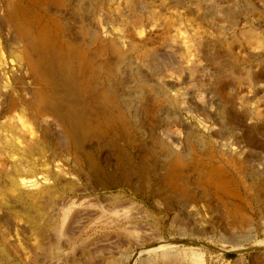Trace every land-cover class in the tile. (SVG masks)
<instances>
[{"label":"rangeland","instance_id":"374dc122","mask_svg":"<svg viewBox=\"0 0 264 264\" xmlns=\"http://www.w3.org/2000/svg\"><path fill=\"white\" fill-rule=\"evenodd\" d=\"M10 1L14 2L11 4ZM211 1L0 0V264H167L162 262L163 255L170 252L182 255L178 264H264V181L236 180V176L243 178L246 174L237 171L238 164L248 169L255 163L264 172V79L259 83L248 80L241 93L239 86L233 83L232 75L226 71V65L231 63L230 54L234 52L241 60L240 65H235L238 74L248 69L255 77L259 73L264 77V62L261 61L264 60V0H214V5L219 2L223 10L228 7L239 12L237 23L228 25L229 28L224 26L222 30L213 27L217 8ZM14 3L17 8L13 7ZM208 4L216 9H210ZM208 10L213 17L207 16ZM12 13L18 15V21L9 20ZM93 31L98 32V37L91 35ZM29 34L49 40L50 45L54 43L57 53L74 66L79 81H85L82 100H66L70 101V117L63 115L61 120L68 133L62 124H47L49 129H45V124L43 126L27 109L26 102L36 95L38 98L34 99L45 106L63 96L62 88L39 70L41 56L27 45ZM197 38L208 43L207 49L212 56L196 51ZM120 53H126L129 59L126 63H119ZM69 58L73 61H68ZM198 59L202 64L196 77L198 87L202 82L205 86L199 88V94L211 102L205 103L204 113L196 107L191 95H188L190 111L178 112L167 101L163 103L161 98H154L155 91H146L144 97H134L133 109L128 108L122 98L127 120L120 118L117 107L109 111L111 104L107 105L106 91L111 90L114 79L124 77L123 72L128 70L125 80L130 87L125 86L124 92L137 85V80L132 77L135 70H139L151 83L168 85V95L178 97L186 93L188 70L198 63ZM80 61L85 62L83 72ZM77 66L81 71H77ZM208 73L212 77L209 76L211 79L207 83L205 80L209 78L205 76ZM44 80L50 83L46 84ZM98 89L106 91L102 93ZM104 93L106 95L102 96ZM163 93L159 95L164 97ZM64 95L67 98L65 91ZM16 100L19 105L13 106ZM215 103L233 107L235 117L241 121L240 131L245 136L246 147L238 144H232L226 150L218 147L213 136L219 128L213 116ZM212 104L213 109L210 108ZM80 109L83 115L88 113L83 118L89 134L83 136L82 142L71 128V125H77L76 115ZM173 113H177L183 125H174L168 138L176 142L177 151L185 153L186 161L182 166L173 164L158 129ZM109 115L118 124L108 125ZM187 127L201 131V137L206 141L204 147L192 151L194 145L187 137ZM255 152L263 156L258 159ZM90 159L95 162V169ZM221 167L228 169L227 176L214 171ZM207 172L214 177L213 182H208L226 184L229 193L219 190L221 184L218 189L209 185L212 190H207ZM36 193L46 197L37 204L41 203L40 207L34 205L36 202L32 197ZM183 226L187 228L183 229ZM235 239L239 243L234 242ZM194 253L201 257L200 262L191 258Z\"/></svg>","mask_w":264,"mask_h":264},{"label":"bare ground","instance_id":"6f19581e","mask_svg":"<svg viewBox=\"0 0 264 264\" xmlns=\"http://www.w3.org/2000/svg\"><path fill=\"white\" fill-rule=\"evenodd\" d=\"M18 1V0H17ZM44 1V0H43ZM59 1V0H58ZM110 1V0H109ZM209 1H211V0H209ZM11 2V1H10ZM12 2H14V1H12ZM12 2H11V4H12ZM39 2V1H38ZM216 2H218V1H216ZM215 2V3H216ZM63 3H65V2H63ZM83 3V2H82ZM209 3V2H208ZM211 3L213 4V6L214 7H216L217 8V10H216V14H214L213 12H212V14H214L215 15V17H214V24H213V27L215 26V28H218L217 30H219V28L222 30L223 29V27L224 26H226V27H228L229 28V26H232V25H235L236 23H237V14H239V12H235V10H236V8H235V10H233L232 8H230V9H228V7H227V9H225V10H223L224 9V7L221 5L220 6V4H218V3H216L215 5H214V0H212L211 1ZM243 3V2H242ZM21 4V3H20ZM47 4V3H46ZM206 4V3H205ZM48 5V4H47ZM58 5H60V3L58 4ZM62 5H64V4H62ZM95 5H97V4H95ZM209 5V4H208ZM207 5V6H208ZM38 6V5H37ZM36 6V7H37ZM94 6V5H93ZM99 6V5H98ZM191 6V5H190ZM13 7L15 8L16 7V4L14 3V5H13ZM20 8H22L21 6H19ZM95 7V6H94ZM208 7H211L210 9H212V8H214V7H212V6H208ZM231 7V6H230ZM17 8V7H16ZM29 8V7H28ZM216 8H214V9H216ZM97 9V8H96ZM118 9V8H117ZM116 9V10H117ZM15 10V9H14ZM20 10V9H19ZM120 10V9H119ZM241 10V9H240ZM22 11V10H21ZM26 11V10H25ZM36 11H37V9H36ZM206 11V10H205ZM209 11L210 10H208V13H209ZM258 11V10H257ZM24 12V11H23ZM28 12H30V11H28ZM33 12V11H32ZM41 14V13H40ZM211 13H209V14H207V16L208 15H210ZM24 15V14H23ZM39 15V14H38ZM244 15V14H243ZM245 15H246V13H245ZM18 16V15H17ZM17 16H16V14L15 13H12L11 14V16H10V18H9V20L10 21H18V18H17ZM210 16H212V15H210ZM213 17V16H212ZM243 17V16H242ZM245 17V16H244ZM247 17V16H246ZM26 18V17H25ZM25 18H23V19H25ZM34 18V17H33ZM37 18V17H36ZM111 18V17H110ZM239 18H240V16H239ZM255 18V17H254ZM136 19V18H135ZM252 19V18H251ZM21 20V19H20ZM27 20V19H26ZM49 20V19H48ZM53 20H54V18H53ZM239 21V20H238ZM21 22V21H20ZM27 22V21H26ZM36 22V21H35ZM55 22V21H54ZM57 22V21H56ZM56 22L54 23V24H56ZM212 22V21H211ZM252 22V21H251ZM9 23V22H8ZM59 23V22H58ZM223 23V24H222ZM26 24V23H25ZM35 24V23H34ZM51 24V23H50ZM60 25H62L61 23H59ZM58 24V25H59ZM252 24V23H251ZM21 25V24H20ZM212 25V24H211ZM229 25V26H228ZM14 26H16V25H14ZM54 26V25H53ZM66 26V25H65ZM25 27H27V25L25 26ZM50 27H52V26H50ZM60 27V26H59ZM58 27V28H59ZM63 27V26H62ZM67 27V26H66ZM7 28H9L10 29V27H7ZM24 28V27H23ZM29 28H31L30 26H29ZM37 28V27H36ZM39 28V27H38ZM41 28V27H40ZM45 28H46V25H45ZM61 28V27H60ZM232 28V27H231ZM32 29H33V27H32ZM53 29V28H52ZM55 29H57L56 27H55ZM225 29V28H224ZM227 29V28H226ZM11 30V29H10ZM20 30H22V29H20ZM24 30V29H23ZM40 30V29H39ZM18 31V30H17ZM33 31V30H32ZM37 31V30H36ZM40 31H42V30H40ZM57 31V30H56ZM21 32V31H20ZM30 32V31H29ZM34 32V31H33ZM43 32V31H42ZM47 32V31H46ZM58 32H59V30H58ZM221 32V31H220ZM220 32H218V33H220ZM240 32V31H239ZM24 33V32H23ZM28 33V32H27ZM26 33V34H27ZM37 33H39V32H37ZM41 33V32H40ZM48 33V32H47ZM91 33V32H90ZM98 33V32H97ZM97 33L95 32L94 33V31H93V33L91 34V35H95L96 34V37H98L97 36ZM222 33V32H221ZM252 33V32H251ZM15 34H16V32H15ZM20 34V33H19ZM18 34V35H19ZM31 34V33H30ZM30 34H29V36H27L26 38H27V45H29L30 46V48L32 49V50H34L35 52H37L40 56H41V60H39V63H38V66H39V70H41V72H43V74H47V75H49L50 76V78L51 79H53L52 81L57 85V86H59V87H61L62 88V92H63V96H60L61 98L58 100V101H56L55 103L53 102V103H51V104H48L47 106H45V105H43V104H41L40 102H39V100L37 99L38 98V96H37V98L36 99H34L36 96H34L33 97V99H30V100H28L27 102H26V106H27V109L29 110V112L33 115V117H36V120H39V122L41 121L42 122V124H43V126H44V124H45V129H49V128H47V126L48 125H51V124H56V125H58V124H60V126H61V124H62V126H64V128H65V130L67 131L68 129H66V127H65V125L63 124V122H62V117H63V115L66 117V116H68V117H70V115H68L69 114V111H70V106H69V104H68V102H70V101H66L68 98H72V99H74L76 102H80L81 100H82V97H83V90L85 89V81H79V79L77 78V76L75 75V72L74 71H76V70H73V65L71 66V64L70 63H68L66 60H65V58H63L64 56H62V55H60V54H58L57 53V51L55 50V48H54V46H53V44H51L50 45V41L48 42L46 39H44V38H39L37 35L34 37L33 35V37H30ZM55 34V33H54ZM58 34V33H57ZM61 34H63V33H61ZM222 34H224V32L222 33ZM13 35V34H12ZM35 35V34H34ZM86 35V34H85ZM90 35V37H89V39L92 37ZM94 35H93V37H94ZM21 36V35H20ZM19 36V37H20ZM64 36V35H63ZM16 37H17V35H16ZM25 37V36H24ZM220 37V36H219ZM49 38V37H48ZM19 39V38H18ZM53 39H54V37H53ZM61 39V38H60ZM94 39V38H93ZM20 40V39H19ZM55 40V39H54ZM99 40V39H98ZM203 39H198L197 38V40L195 41V45H196V51H200V53L202 52L203 54L205 53V54H207V55H210V56H212L211 55V53L212 52H210L208 49H207V44L206 43H203V41H202ZM206 40H207V38H206ZM93 41V40H92ZM75 42V41H74ZM94 42V44H95V41H93ZM100 42V41H99ZM98 42V43H99ZM212 42V41H211ZM210 42V43H211ZM63 43V42H62ZM65 43V42H64ZM60 44V43H59ZM67 44H70V43H68L67 42ZM76 44V42L74 43V45ZM23 45H25V44H23L22 43V46ZM58 45V44H57ZM64 45V44H63ZM71 45H73V44H71ZM73 45V46H74ZM65 46V45H64ZM68 46H70V45H68ZM102 46V45H101ZM210 46V45H209ZM71 47V46H70ZM97 47V46H96ZM103 47V46H102ZM101 47V48H102ZM195 47V46H194ZM29 48V47H28ZM58 48V47H57ZM61 48V47H60ZM59 48V49H60ZM66 48V47H65ZM82 48V47H81ZM58 49V50H59ZM62 49H63V47H62ZM85 49V48H84ZM103 49H105V48H103ZM102 49V50H103ZM172 48L170 47V50H171ZM29 50V49H28ZM67 50V49H66ZM69 50V49H68ZM83 50V49H82ZM82 50H80V52H82ZM86 50H88V49H86ZM26 51V50H25ZM24 51V52H25ZM71 51V50H70ZM73 51V50H72ZM75 51V50H74ZM77 51V50H76ZM60 52V51H59ZM66 52V51H65ZM119 52V51H118ZM120 52H121V50H120ZM12 53V52H11ZM26 53V52H25ZM76 53V52H75ZM85 53V52H84ZM83 53V54H84ZM121 53H123V52H121ZM121 53H120V55H121ZM169 53V52H168ZM173 53V52H172ZM27 54H29V53H27ZM73 54V53H72ZM126 54V53H125ZM124 54V55H125ZM175 54V53H174ZM32 55V54H31ZM66 55V54H65ZM100 55V54H99ZM124 55H121V57H120V62L119 63H126L129 59L126 57V55L124 56ZM152 55V54H151ZM198 55V54H197ZM20 56V55H19ZM28 56H30V55H28ZM27 56V57H28ZM70 56V55H69ZM82 56V55H81ZM164 56H166V55H164ZM202 56V55H201ZM228 56V55H227ZM237 55L233 52V53H231L230 54V61H231V63H229L228 62V66L226 65V71L230 74V75H232V81H233V83H235V84H237L238 86H239V91L241 92L246 86H245V84H247V82H248V80L250 81V79H252V81L254 82V81H256V83H259L260 81H262L263 79H264V77L261 75V73H259V75L257 76V77H255L254 76V74H252L251 73V71H248V69L246 70V72L244 71V72H241L240 74H238L237 73V71H236V67H235V65L237 66L238 64L240 65V59H237L238 58V56L236 57ZM30 57H32V56H30ZM30 57H28V58H30ZM77 57H78V55H77ZM88 57V56H87ZM100 57V56H99ZM118 57H119V55H118ZM208 57V56H207ZM214 57H216V56H214ZM251 57V56H250ZM253 57V56H252ZM255 57V56H254ZM27 58V59H28ZM76 58V57H75ZM79 58V57H78ZM148 58V57H147ZM156 58V57H155ZM23 59V58H22ZM33 59V58H32ZM39 59V58H38ZM70 59V58H69ZM84 59V58H83ZM87 59V58H86ZM93 59V58H92ZM91 59V60H92ZM119 59V58H118ZM216 59V58H215ZM258 59V58H257ZM29 60V59H28ZM34 60H35V58H34ZM33 60V61H34ZM37 60V59H36ZM35 60V61H36ZM71 60L72 59H70V60H68V61H70L71 62ZM79 60V59H78ZM81 60V59H80ZM90 60V61H91ZM201 60V59H200ZM204 60V59H203ZM30 61L32 62V60L30 59ZM29 61V62H30ZM73 61V60H72ZM88 61H89V59H88ZM156 61V60H155ZM261 61H263L264 62V60L262 59ZM28 62V63H29ZM77 62V61H76ZM92 62V61H91ZM168 62V61H167ZM178 62V61H177ZM180 62V61H179ZM196 62V61H195ZM198 63H194L193 65V67H190V69L188 70V79L187 80H189V84H188V86H187V91H185L186 93H183L182 95H179L178 97L176 96V97H172L170 94L168 95V92H167V90L169 89V88H167V86L166 85H159V84H162V83H159V84H153V83H151L152 81H150L149 79H147V77L146 76H144V74L141 72V71H136L135 70V73H134V77H132L133 78V80L134 79H136L137 80V85L134 87V88H131L130 90H128V91H126V92H124L125 90H124V88H125V86H127L126 85V80H125V78H126V72L128 71H126V72H123V73H125L124 74V77L122 78V79H120V77H119V79H118V77L116 78V79H114L113 81V83H111L112 84V88H111V90L108 92V91H106V93H108V101H106V102H108V104L107 105H109V104H111V106L110 107H108V109H109V111L111 110V108H116L117 107V110L118 111H120V115L119 116H121L120 118H122V119H126V116L128 115L125 111V109L123 110V108L122 107H126V105H123L122 103H121V100H122V98H123V100H124V103H126L127 104V107L128 108H130V107H132V105H133V103H132V105H131V102H133L134 101V97H136V98H138L139 96H141V97H144L145 96V94H146V91H148V93L149 92H153L154 93V91L156 92L155 94H154V98L155 97H158L159 99L161 98L162 100H160V101H165V103H169L170 104V106L171 107H175V108H177L179 111L178 112H189L190 111V106H189V101H188V99H189V97H188V95L190 96V98H193V101H194V103L197 105L196 107H199L198 109H206V105H205V103H208L207 102V100L204 98V97H202V96H200V94H199V88L202 86L203 87V84L201 83V86L200 87H198V81H197V79H196V77H197V75H198V73L202 70V67L200 66V65H202L201 64V62H199V59H198V61H197ZM27 63V64H28ZM80 63H81V70H82V72L84 71V69H85V62H81L80 61ZM79 63V64H80ZM118 63V64H119ZM130 63V62H129ZM129 63L127 64V65H129ZM166 63V62H165ZM220 63V62H219ZM261 63V62H260ZM33 64L34 63H32L31 65L33 66ZM91 64V63H90ZM95 64V63H94ZM117 64V65H118ZM132 64V63H131ZM168 64V63H167ZM75 65V64H74ZM87 65V64H86ZM89 65V64H88ZM116 65V66H117ZM120 65V64H119ZM126 65V66H127ZM184 65V64H183ZM220 65H222V64H220ZM30 66V65H29ZM35 66V65H34ZM122 66V65H121ZM192 66V65H191ZM31 67V66H30ZM36 67V66H35ZM79 66H77V68H78ZM92 67V66H91ZM96 67V66H95ZM112 67V66H111ZM123 67V66H122ZM124 67H125V65H124ZM188 67V68H189ZM80 68V67H79ZM78 68V69H79ZM98 68V67H97ZM117 69H118V67H116ZM125 68H127V67H125ZM131 68L133 69V67L131 66ZM220 68V67H219ZM37 69V68H36ZM90 69V68H89ZM92 69L94 70V67H92ZM91 69V71H93ZM124 69V68H123ZM169 69V68H168ZM209 69V68H208ZM264 69V63L262 64V70ZM29 70V69H28ZM80 69L79 70H77V71H81ZM97 70V69H96ZM95 70V71H96ZM99 70V69H98ZM100 70H101V68H100ZM113 70V69H112ZM119 70H121V68L119 69ZM118 70V71H119ZM160 70V69H159ZM205 70V69H204ZM262 70H261V72H262ZM33 71V70H32ZM115 71V70H114ZM164 71V70H163ZM206 71H208V70H206ZM36 72H38V71H36ZM86 72H87V70H86ZM98 73H99V71H97ZM102 72H103V70H102ZM110 72V71H109ZM130 72H132V71H130ZM157 72V71H156ZM186 72V71H185ZM226 72V73H227ZM33 73V72H32ZM92 73V72H91ZM94 73V72H93ZM101 73V72H100ZM104 73V72H103ZM120 73H121V71H120ZM203 73H205V72H203ZM210 73H212V72H210ZM210 73H208L207 74V76H205L206 77V79L207 78H209L208 80H205V81H207V83H208V81H210V77H212L211 75H210ZM37 74V73H36ZM40 74V73H39ZM89 74V73H88ZM96 74V73H95ZM110 74H112L111 72H110ZM122 74V73H121ZM132 74V73H131ZM130 74V75H131ZM32 75V74H31ZM41 75V74H40ZM87 75V74H86ZM97 75V74H96ZM100 75V74H99ZM123 75V74H122ZM206 75V74H205ZM253 75V76H252ZM39 76V75H38ZM49 76H47L48 78H49ZM90 76H92V75H90ZM105 76V75H104ZM104 76H102V77H104ZM106 76H107V74H106ZM112 76H113V74H112ZM118 76V75H117ZM133 76V75H132ZM199 76V75H198ZM202 76H204V75H202ZM210 76V77H209ZM18 77V76H17ZM40 77V76H39ZM42 77V76H41ZM89 77V76H88ZM122 77V76H121ZM204 77V78H205ZM44 79H45V77H43ZM92 78V77H91ZM96 78V77H95ZM106 78V77H105ZM109 78V77H108ZM110 78H112V77H110ZM162 78V77H161ZM22 79V78H21ZM37 80H39L38 79V77L36 78ZM88 79H90V78H88ZM104 79V78H103ZM247 79V80H246ZM43 80V79H42ZM100 80V79H99ZM107 80V79H106ZM112 80V79H111ZM199 80V79H198ZM45 81V80H44ZM51 81V80H50ZM96 81V80H95ZM98 81V80H97ZM135 81V80H134ZM186 81V80H185ZM202 81V80H201ZM216 81H218V80H216ZM215 81V82H216ZM46 82H49V81H45V83ZM88 82H89V80H88ZM111 81H109V83H110ZM50 83V82H49ZM53 83V84H54ZM91 83V82H90ZM104 83V82H103ZM156 83V82H155ZM166 83V82H165ZM206 83V84H207ZM47 84V83H46ZM89 84V83H88ZM93 84V83H92ZM110 84V85H111ZM131 84H133V83H131ZM130 84V85H131ZM167 84V83H166ZM263 84V83H262ZM94 85V84H93ZM134 85H135V83H134ZM214 85V84H213ZM104 86H105V84H104ZM208 86V85H207ZM206 86V87H207ZM251 86V85H250ZM41 87H43V85L41 86ZM44 87H46V86H44ZM51 86H49V88H50ZM54 87V86H53ZM89 87V86H88ZM87 87V88H88ZM128 87V86H127ZM132 87V86H131ZM205 87V86H204ZM203 87V88H204ZM210 87V86H209ZM223 87H224V85H222L221 86V88H220V90H222L223 89ZM3 88V87H2ZM40 88V87H39ZM54 88H56V87H54ZM93 88V87H92ZM94 88H95V86H94ZM103 88V87H102ZM130 87H128V89H129ZM227 88V87H226ZM251 88H252V86H251ZM106 89V88H105ZM127 89V88H126ZM159 89H161L162 91H160ZM42 90H43V88H42ZM42 90H41V92H42ZM98 90H100V89H98ZM200 90H201V88H200ZM39 91V90H38ZM37 91V92H38ZM47 91V90H46ZM64 91L66 92V97L67 98H65V95H64ZM96 91V90H95ZM101 91V90H100ZM105 91H103V92H105ZM211 91V90H210ZM225 91V90H224ZM36 92V93H37ZM102 92V91H101ZM102 92V93H103ZM164 92V93H163ZM214 92V91H213ZM249 92V91H248ZM48 93H50V92H48ZM99 93V92H98ZM152 93V94H153ZM161 93H163V96L164 97H162L161 95H159V94H161ZM169 93H170V91H169ZM179 93V92H178ZM202 93V92H201ZM242 93V92H241ZM44 93H42V95H43ZM57 94V93H56ZM151 94V96L153 97V95ZM157 94V95H156ZM203 94V93H202ZM230 94V93H229ZM38 95H40V93L38 94ZM59 95V94H58ZM92 95V94H91ZM103 95H106L105 93L104 94H102V96ZM144 95V96H143ZM44 96H46V94H44ZM206 96V95H205ZM212 96V95H211ZM230 96V95H229ZM232 96V95H231ZM59 97V96H58ZM88 97V96H87ZM86 97V98H87ZM92 97V96H91ZM95 97H96V95H95ZM99 97V96H98ZM97 97V98H98ZM235 99H237V95L235 94ZM243 97V96H242ZM40 98V97H39ZM52 98V97H51ZM57 98V97H56ZM102 98V97H101ZM100 98V99H101ZM105 98V97H104ZM164 98V99H163ZM166 98V99H165ZM44 99V98H43ZM69 99V100H70ZM92 99V98H91ZM90 99V100H91ZM99 99V98H98ZM142 100V98H139V100ZM145 98H143V100H144ZM27 100V99H26ZM105 100V99H104ZM154 100V99H153ZM192 100V99H191ZM243 100V99H242ZM241 100V101H242ZM17 101L18 100H16V102L14 103V105L13 106H18L19 105V103H17ZM50 101V100H49ZM101 101V100H100ZM154 101H156V100H154ZM167 101V102H166ZM211 101H212V98H211ZM214 101V100H213ZM238 101V100H237ZM244 101H245V99H244ZM19 102V101H18ZM20 102H23V101H20ZM75 102V103H76ZM92 102V101H91ZM136 102V101H135ZM134 102V103H135ZM161 102V103H162ZM215 102V101H214ZM213 102V103H214ZM232 102V101H231ZM75 103H74V105H75ZM93 103V102H92ZM94 103H95V101H94ZM137 103V102H136ZM140 103V102H139ZM153 103V102H152ZM157 103H159V102H157ZM156 103V104H157ZM164 103V102H163ZM209 103H211V102H209ZM208 103V104H209ZM228 103V102H227ZM227 103H225V104H227ZM239 103V102H238ZM244 103V102H243ZM259 103V102H258ZM97 104V103H96ZM99 104V103H98ZM105 104V105H106ZM138 104V103H137ZM141 104V103H140ZM160 104V103H159ZM225 104H220V103H215V105H216V109L214 110V112H213V116H214V118H215V122L219 125V128H218V130L217 131H215V132H213V136L214 137H216V139H217V145H218V147L219 148H221V149H224V150H226L227 148H230L231 146H232V144H238V146L240 145L242 148L243 147H246V145L244 144V142L243 141H245V136H244V134H242V132L240 131V129H241V127H240V124H241V121H240V119H237L236 117H235V114H234V110H233V107L232 106H228V105H225ZM240 104V103H239ZM245 104V103H244ZM243 104V105H244ZM256 104V103H255ZM72 105V104H71ZM76 105H79V104H76ZM82 105H84V104H82ZM147 105V104H146ZM165 105V104H164ZM163 105V106H164ZM213 105L214 104H212V107H210V108H212L213 109ZM242 105V104H241ZM148 106V105H147ZM147 106H145V107H147ZM152 106V105H151ZM162 106V105H161ZM208 106V105H207ZM209 106H211V105H209ZM208 106V107H209ZM23 107V106H22ZM25 107V106H24ZM75 107V106H74ZM86 107V106H85ZM106 107V106H105ZM139 107V106H138ZM138 107H136L137 109H138ZM153 107V106H152ZM77 108H79L78 106H77ZM128 108H126V109H128ZM135 108V109H136ZM151 108V107H150ZM174 108V109H175ZM193 108H194V106H193ZM95 109V108H94ZM132 109H133V107H132ZM149 109V108H148ZM156 109H158V108H156ZM165 109H167V108H165ZM169 109V108H168ZM172 109V108H171ZM253 109V108H252ZM252 109H251V111H252ZM27 110V111H28ZM154 110V109H153ZM160 110V109H159ZM158 110V111H159ZM163 110V109H162ZM173 110V109H172ZM203 110H202V112H203ZM254 110V109H253ZM9 111V110H8ZM73 111V110H72ZM76 111V110H75ZM105 112H106V110H104ZM128 111H129V109H128ZM135 111V110H134ZM146 111V110H145ZM167 111V110H166ZM256 111V110H255ZM25 112V111H24ZM74 112V111H73ZM137 112H138V110H137ZM156 112V111H155ZM154 112V113H155ZM173 112V111H172ZM171 112V113H172ZM175 112V111H174ZM19 113H21L20 111H19ZM95 113H96V111H95ZM110 113H112V112H110ZM119 113V112H118ZM129 113H130V111H129ZM146 113V112H145ZM157 113V112H156ZM192 113H193V111H192ZM191 113V114H192ZM204 113V112H203ZM210 113H212L211 111H210ZM252 113V112H251ZM73 114V113H72ZM88 114V113H87ZM87 114H85V115H87ZM97 114V113H96ZM114 114H117V113H115L114 112ZM136 114V113H135ZM141 114V113H140ZM147 114V113H146ZM158 114V113H157ZM168 114V113H167ZM179 114V113H178ZM253 114V113H252ZM85 115H83L82 114V111H81V109H80V112H79V114L78 115H76V118H77V125L76 126H74V125H71V128H73V133L75 132L76 133V136H77V139L78 140H80L79 142H82L83 141V136H85L89 131H87V126H86V123H85V121H84V118H83V116H85ZM118 115V114H117ZM116 115V116H117ZM152 115V114H151ZM91 116V115H90ZM99 116V115H98ZM110 116V115H109ZM153 116L155 117V115L153 114ZM167 116V115H166ZM137 117V116H136ZM256 117H258V116H256ZM13 118V117H12ZM97 118V117H96ZM95 118V119H96ZM139 118V117H138ZM138 118H137V120H138ZM160 119H161V117H159ZM167 118V117H166ZM179 117H178V115H177V113H173V114H170V116H169V120L167 121V122H164V123H162L161 121V123L162 124H160V126H159V128L158 129H160V132H161V136H162V139L164 140V144L169 148V151L166 149V151H168L169 152V156L171 157V159L173 160V164L175 165H177V166H182V163L184 162V161H186L185 160V153L184 152H182V151H177L176 149H175V143L176 142H173L172 140H170V138H168L169 136H168V134H171V132H173V129H174V125H175V127L178 125V124H180V125H183L182 123H181V121L178 119ZM17 119V118H16ZM31 119V118H30ZM65 119V118H64ZM131 119H133V117L131 118ZM155 119H157V117H155ZM164 119V118H163ZM256 119H258V118H256ZM104 119H102V121H103ZM108 120V119H107ZM127 120V119H126ZM128 120H130V118L128 119ZM67 121V120H66ZM69 121V120H68ZM89 121V120H88ZM90 121H91V119H90ZM93 121V120H92ZM121 121V120H120ZM134 121V120H133ZM144 121V120H143ZM259 121V120H258ZM40 122V123H41ZM71 122V121H70ZM97 122V121H96ZM109 124L108 125H110V126H114V125H116V124H118L117 122L118 121H116V119L115 118H113L112 116H110L109 117ZM140 122H141V120H140ZM150 122H152V121H150ZM40 123H39V125H40ZM66 123V122H65ZM87 123H89V122H87ZM91 123V122H90ZM106 123V122H105ZM120 123H124V122H120ZM132 123H134V122H132ZM22 124V123H21ZM48 124V125H47ZM131 125V124H130ZM54 126V125H53ZM59 126V125H58ZM91 126V125H90ZM126 126V125H125ZM129 126V125H128ZM140 126V125H139ZM96 126H94V128H95ZM99 127H101V126H99ZM131 127V126H130ZM136 127V126H135ZM153 127H154V125H153ZM216 127V126H215ZM24 128H25V126H24ZM68 128H69V126H68ZM104 128V126L102 127V129ZM115 128V127H114ZM125 128V127H124ZM195 128V127H194ZM217 128V127H216ZM51 129H53V128H51ZM96 129V128H95ZM118 129V128H117ZM142 129V128H141ZM140 129V130H141ZM187 129V133H188V135H187V137L189 136V138H190V140L191 141H189L190 143H192L194 146H193V148H192V151H195V150H197V148L199 147V146H203L204 144H205V139H203L201 136V131L199 132L198 130H195V129H190V128H186ZM93 130V129H92ZM21 131V130H20ZM46 132H47V130H45ZM45 131H44V133H45ZM108 131V130H107ZM106 131V132H107ZM114 131V130H113ZM112 131V132H113ZM128 131V130H127ZM130 131V130H129ZM135 131H137V130H135ZM134 131V132H135ZM196 131H198V132H196ZM72 132V131H71ZM94 132V131H93ZM142 132V131H141ZM67 133H68V131H67ZM70 133V132H69ZM114 133V132H113ZM131 133H133V132H131ZM199 133V134H198ZM49 134V133H48ZM89 134V133H88ZM92 134V133H91ZM101 134V133H100ZM130 134V133H129ZM70 135V134H69ZM94 135V134H93ZM136 135V134H135ZM158 135V134H157ZM180 135V134H179ZM206 135V134H205ZM99 136V135H98ZM112 136V135H111ZM128 136H130V135H128ZM134 136V135H133ZM154 136V135H153ZM249 136V135H248ZM47 136H45V138H46ZM55 137V136H54ZM75 137V136H74ZM140 137V136H139ZM204 137V136H203ZM57 138V137H56ZM62 138V137H61ZM76 138V137H75ZM101 138V137H100ZM117 138V137H116ZM137 138V137H136ZM143 138V137H142ZM205 138V137H204ZM210 138V137H209ZM47 139V138H46ZM65 139V138H64ZM103 139V138H102ZM33 140V139H32ZM45 140V139H44ZM77 140V141H78ZM114 140V139H113ZM144 140V139H143ZM156 140H157V138H156ZM34 141V140H33ZM36 141V140H35ZM38 141V140H37ZM76 141V140H75ZM74 141V142H75ZM136 141L138 142V140L136 139ZM155 141V140H154ZM158 141V140H157ZM205 141V142H204ZM47 143H49V141H46ZM86 142H88V141H86ZM121 142V141H120ZM188 142V143H189ZM210 142V141H209ZM214 142H215V140H214ZM26 143V142H25ZM35 143V142H34ZM39 143V142H38ZM38 143H36V144H38ZM43 143V142H42ZM122 143V142H121ZM211 143V142H210ZM209 143V144H210ZM216 143V142H215ZM257 143V142H256ZM255 143V144H256ZM41 144V143H40ZM45 144V143H44ZM51 144V143H50ZM123 144V143H122ZM139 144H140V142H139ZM163 144V143H162ZM163 144V145H164ZM212 145H213V143H211ZM30 145V144H29ZM32 146H33V144H31ZM43 145V144H42ZM79 145V144H78ZM143 145V144H142ZM157 145V144H156ZM206 145H207V143H206ZM205 145V146H206ZM36 146V145H35ZM50 146V145H49ZM114 146V145H113ZM140 146V145H139ZM165 146V147H166ZM29 147V146H28ZM53 147V146H52ZM111 147V146H110ZM127 147V146H126ZM187 147H189L190 148V145H188ZM204 147V146H203ZM209 147V146H208ZM38 148V147H37ZM40 148V147H39ZM43 148V147H42ZM79 148V147H78ZM182 148V147H181ZM202 148V147H201ZM212 148V147H211ZM254 148H256V147H254ZM31 149V148H30ZM35 149V148H34ZM44 149V148H43ZM76 149V148H75ZM85 149V148H84ZM53 150V149H52ZM149 150V149H148ZM160 150V149H159ZM203 150V149H202ZM208 151H209V149H207ZM214 150V149H213ZM220 150V149H219ZM218 150V151H219ZM261 149H259V151H260ZM34 151V150H33ZM36 151H37V149H36ZM86 151V150H85ZM154 151V150H153ZM161 151V150H160ZM201 151V150H200ZM210 151H211V154H212V149H210ZM27 152V151H26ZM40 152V151H39ZM42 152V151H41ZM79 152V151H78ZM99 152V151H98ZM124 152V151H123ZM162 152V151H161ZM206 152V151H205ZM224 152V151H223ZM264 152V151H263ZM38 153V152H37ZM81 153V152H80ZM158 153V152H157ZM193 153V152H192ZM256 154H257V156H259V158L258 159H260V157L261 156H263V154L262 153H259V152H255ZM92 154V153H91ZM120 154V153H119ZM159 154V153H158ZM157 154V155H158ZM207 154V153H206ZM151 155V154H150ZM156 155V154H155ZM195 155V154H194ZM198 155V154H197ZM203 155V154H202ZM222 155V154H221ZM94 156V155H93ZM126 156V155H125ZM166 156V155H165ZM239 156V155H238ZM82 157H84V156H82ZM168 157V156H167ZM166 157V161H167V158ZM191 157V156H190ZM196 157V156H195ZM213 157V156H212ZM249 157V156H248ZM251 157V156H250ZM200 158V157H199ZM215 158V157H214ZM244 158V157H243ZM251 158H253V157H251ZM82 159V158H81ZM88 159V158H87ZM164 159H165V157H164ZM197 159V158H196ZM245 159H246V157H245ZM255 159H257V158H255ZM124 160V159H123ZM232 160H234V159H232ZM90 162H91V165L92 166H94V169H95V162L92 160V159H90L89 160ZM199 161H201V160H199ZM228 161V160H227ZM238 161V160H237ZM148 162H149V160H148ZM156 162V161H155ZM162 162V161H161ZM164 162H165V160H164ZM196 162V161H195ZM244 162V161H243ZM89 163V162H88ZM202 163V162H201ZM205 163V162H204ZM208 163V162H207ZM232 163V162H231ZM245 163H247V162H245ZM253 163V162H252ZM21 164V163H20ZM24 164V163H23ZM99 164V163H98ZM192 164V163H191ZM254 165H253V167H249V166H251V165H249L248 166V169H246L247 168V166H243V165H241V166H239L240 164H238V172L239 173H246L245 174V176H243V178L242 177H239L238 178V176H236V180L238 179V180H240V181H244L246 178H248V179H250V178H252V179H254V180H259V181H264V176H263V174H264V172L259 168V167H257V165H255V163H253ZM18 165V164H17ZM100 165H101V163H100ZM175 165V166H176ZM234 165V164H233ZM246 165V164H245ZM248 165V164H247ZM90 166V165H89ZM88 166V167H89ZM131 166V165H130ZM169 166H170V163H169ZM236 166V165H235ZM25 167V166H24ZM121 167V166H120ZM119 167V168H120ZM157 167V166H156ZM237 167V166H236ZM149 168V167H148ZM165 168V167H164ZM190 168V167H189ZM207 168H209V167H207ZM215 168V167H214ZM93 169V170H94ZM121 169V168H120ZM136 169V168H135ZM29 170V169H28ZM148 170V169H147ZM205 170V169H204ZM102 171V170H101ZM142 171V170H141ZM149 171V170H148ZM210 171V170H209ZM212 171H213V169H212ZM212 171L211 172H209V173H212ZM214 171H216V173L218 174H221V176L222 175H226L227 176V174H228V169L227 168H223V167H221V168H217V170H215L214 169ZM244 171V172H243ZM137 172V171H136ZM151 172V171H150ZM168 172V171H167ZM147 173V172H146ZM215 173V172H214ZM238 173V174H239ZM171 174V173H170ZM242 174H241V176H242ZM149 175V174H148ZM175 175V174H174ZM207 175H209L208 174V172H207ZM213 175V174H212ZM211 174L206 178L205 176V178L206 179H208L207 180V190H209L210 191V189L212 190V188L209 186V185H212L210 182H213L214 180H213V176H212ZM169 176V175H168ZM174 178V177H173ZM235 178V177H234ZM121 179H122V177H121ZM149 179V178H148ZM180 179V178H179ZM188 180H189V177L187 178ZM203 179V178H202ZM248 179H246V180H248ZM251 179V180H252ZM217 180V179H216ZM215 180V181H216ZM253 180V181H254ZM98 181V180H97ZM178 181H180L181 182V180H178ZM203 181H204V179H203ZM208 181H210V182H208ZM129 182V181H128ZM148 182V181H147ZM217 182V181H216ZM62 183V182H61ZM186 183V182H185ZM258 183V182H257ZM11 184V183H10ZM171 184V183H170ZM183 184V183H182ZM219 184H221V183H219ZM219 184L218 185H216V184H213L212 186H214L216 189H218V187H219ZM60 185V184H59ZM205 185V184H204ZM157 186V185H156ZM180 186V185H179ZM206 186V185H205ZM204 186V187H205ZM253 186V185H252ZM170 187V186H169ZM184 187H185V185H184ZM182 188H183V186H182ZM214 188V189H215ZM54 189V188H53ZM215 189V190H216ZM220 189H223L224 191H223V193H227L228 192V187L226 186V184H221V186H220V188H219V190ZM47 189H45V191H46ZM164 190V189H163ZM186 190V189H185ZM185 190H184V192H185ZM189 190V189H188ZM44 191V192H45ZM53 192V191H52ZM155 192V191H154ZM171 192V191H170ZM213 192V191H212ZM219 192H218V190H217V194H218ZM229 193V192H228ZM42 194V193H41ZM48 194V196H49V193H47ZM51 194V193H50ZM168 194V193H167ZM43 195V194H42ZM174 195V194H173ZM180 195V194H179ZM187 195H189V194H187ZM232 195V194H231ZM170 196V195H169ZM184 196V195H183ZM166 197V196H165ZM165 197H163V198H165ZM181 197V196H180ZM33 199H35V204L34 205H37L39 202H41V198L42 199H45V198H43V197H40V195H39V193H36V194H33V197H32ZM168 198V197H167ZM186 198V197H185ZM222 201H224L223 200V197H219ZM260 198V197H259ZM39 199H40V201H39ZM164 200V199H163ZM165 200H167V199H165ZM169 200V199H168ZM41 204V203H40ZM40 204L39 205H37V206H39L40 207ZM186 204V203H185ZM65 210V209H64ZM229 210V209H228ZM235 210V209H234ZM13 211V210H12ZM66 211V210H65ZM112 211V210H111ZM245 211V210H244ZM68 212V211H67ZM67 212H64V213H67ZM125 212V211H124ZM182 212V211H181ZM230 212V214L231 213H233V212H231V211H229ZM235 213V212H234ZM233 213V214H234ZM122 214V213H121ZM227 214V213H226ZM239 214V213H238ZM125 215V214H124ZM236 215V214H235ZM242 215V214H241ZM222 216V215H221ZM232 216V215H231ZM234 216V215H233ZM250 217V216H249ZM239 220V219H238ZM134 224V223H133ZM177 225H178V223H177ZM180 225V224H179ZM181 227V226H180ZM180 227H178V228H180ZM184 228H187V227H184L183 226V229ZM228 228V227H227ZM59 236V235H58ZM57 236V237H58ZM237 237V236H236ZM239 238V237H238ZM237 238V239H238ZM237 239H235V241L234 242H238V240ZM233 242V241H232ZM239 243V242H238ZM166 246V245H165ZM171 246H173V245H171ZM166 252V251H165ZM184 252V251H183ZM180 253H182V252H180ZM162 254V253H161ZM195 254V253H194ZM193 254V255H194ZM163 255V254H162ZM184 255V254H183ZM192 255V254H191ZM161 257V256H160ZM185 257V256H184ZM191 257V256H190ZM163 261L162 262H164V263H167V264H178V262L179 261H181L182 260V255L181 254H179V253H176V252H170V253H164V255H163ZM191 258H193L194 259V262H196V263H198V262H200L201 261V257L199 256V255H194L193 257H191ZM192 263H193V261H192ZM163 264V263H162ZM181 264V263H180ZM201 264V263H200Z\"/></svg>","mask_w":264,"mask_h":264}]
</instances>
